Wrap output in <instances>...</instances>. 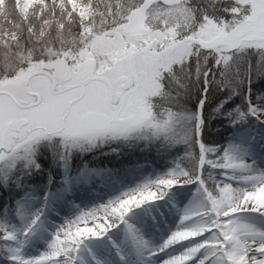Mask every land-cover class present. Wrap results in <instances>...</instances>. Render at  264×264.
Segmentation results:
<instances>
[{
	"label": "snow or ice",
	"instance_id": "obj_1",
	"mask_svg": "<svg viewBox=\"0 0 264 264\" xmlns=\"http://www.w3.org/2000/svg\"><path fill=\"white\" fill-rule=\"evenodd\" d=\"M0 264H264V0H0Z\"/></svg>",
	"mask_w": 264,
	"mask_h": 264
}]
</instances>
